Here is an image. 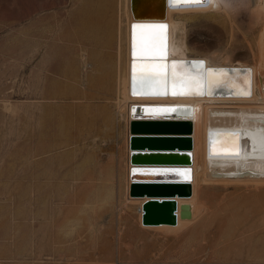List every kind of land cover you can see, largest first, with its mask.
I'll return each instance as SVG.
<instances>
[{
  "label": "rangeland",
  "instance_id": "obj_1",
  "mask_svg": "<svg viewBox=\"0 0 264 264\" xmlns=\"http://www.w3.org/2000/svg\"><path fill=\"white\" fill-rule=\"evenodd\" d=\"M118 1L0 0V264H264V185L203 191L199 206H224L207 241L205 213L169 233L141 226L127 201L112 163L126 156L125 124L103 126L93 86L101 67L112 73ZM222 1V15L186 16L189 55L264 63L253 0ZM132 137L137 150L176 149Z\"/></svg>",
  "mask_w": 264,
  "mask_h": 264
},
{
  "label": "bare ground",
  "instance_id": "obj_2",
  "mask_svg": "<svg viewBox=\"0 0 264 264\" xmlns=\"http://www.w3.org/2000/svg\"><path fill=\"white\" fill-rule=\"evenodd\" d=\"M252 2L254 7V9L251 8L252 14L256 15L258 20H262L264 24V0H253ZM160 4H162L160 16L137 17L141 11L149 10ZM108 6L113 11L114 1ZM118 11L116 40L111 45L113 57L111 58L110 70H112V73L106 72V69L101 67V73L93 82L97 94L98 92L100 94V97H96L104 100V104L99 110L103 126H113V131H115L116 119L122 120L125 124L126 156L123 160L117 154V156L112 157L113 167L115 168L117 165L116 173L118 176H120L122 168L125 169L123 172H125L126 199L128 202L138 205L137 211L141 226L182 234L196 221L199 215L205 213L204 219L207 224H204L200 239L207 241L212 230L214 216L222 211L224 206L218 201L215 203L212 201L209 207L199 206L198 203H200V199L202 200L203 191L219 190L220 187H226L231 183H247L255 187L264 185V63H262V59L258 62L254 61L252 64L241 61L235 63L232 61L216 62L209 56L189 55L190 49L186 41V16L221 14L223 11L222 0H127L124 15L121 7ZM124 22L126 24L123 32L122 24ZM261 33L259 44L262 43L264 36V25ZM93 58L97 59L94 56ZM99 59L97 60L99 61ZM194 63L201 64V68L199 70L193 68L192 64ZM217 67L219 70H211V68ZM229 68H232V70H227ZM241 68H243L242 71H240ZM136 71L142 74H146L145 71H150L151 74L137 76L135 75ZM201 72L203 77L208 73L211 76V83L206 86V92L201 90L203 86L200 82ZM167 73L170 82L175 86L174 92L178 96L163 95L162 99L155 96H140L142 95L140 89H145L147 86V83L143 84L142 82H148L147 80L153 82L157 79L154 76L165 78ZM190 77H196L199 82L193 84ZM192 81H194V78H192ZM88 85L90 84L88 83ZM239 85L242 87V89L240 87V93L235 87H239ZM184 90L190 91L189 95L179 94ZM214 90H217L218 94H214ZM151 100L153 103L161 101L176 103V105H167V108L160 109L161 113H155L154 111L159 109H152L154 106H149L150 110L146 106L133 108V102H149ZM181 105L184 106L180 107ZM132 108L142 114H135ZM184 108L189 110L187 114L191 116L175 115V110L180 111ZM135 122H150V126L159 128L168 126L166 125L168 122L183 127L189 123L191 130L139 131L134 129L138 127L134 124ZM121 124H118L117 127L119 128ZM136 135L191 136L192 142L187 138H133L149 141L168 140V144L143 142L140 145L176 148L168 151L137 150L130 146L131 137ZM179 141H186L187 143H177ZM190 142L192 143L191 147L189 146ZM182 147L191 150V164L189 160L150 164H134L131 160L132 154L137 157L140 156L137 154L143 151L148 152L149 150L159 153L186 151L179 149ZM184 154L179 153V156H186L182 157L184 159L190 158V154ZM164 155L174 156V154ZM176 163L182 164L175 165ZM146 166L183 168L175 170L174 168H167L169 170L167 175L140 173L154 170L145 169ZM177 171L185 174L178 175L176 174ZM191 175L192 180L186 179L188 176L191 178ZM149 180L178 182L175 184H184V187L185 184H188L187 189L190 193H182L175 197L177 202V222L175 224H142V216L145 210L144 203L146 201H151L150 199L153 197L160 200L164 197H171L165 193L149 194L136 191L130 194V186L133 181ZM189 180H191L190 183ZM152 186H168V184ZM212 207L213 210L210 209ZM208 209L211 211H208ZM236 230L238 231V225ZM197 242L199 243V241Z\"/></svg>",
  "mask_w": 264,
  "mask_h": 264
},
{
  "label": "water",
  "instance_id": "obj_3",
  "mask_svg": "<svg viewBox=\"0 0 264 264\" xmlns=\"http://www.w3.org/2000/svg\"><path fill=\"white\" fill-rule=\"evenodd\" d=\"M161 7L162 4L153 7L149 10H143L141 11L137 17L138 18H151V17H158L160 16L161 13ZM191 65V64H189ZM195 65V66H194ZM192 67L196 68L197 70H199L201 68V66L196 65L195 63L192 64ZM195 69V70H196ZM221 69V68H220ZM243 68L240 69V71H242ZM210 70V69H208ZM211 70H219V68H211ZM227 70H232V68H229ZM135 73H138V71H136ZM144 73H150V71H145ZM146 74H143L142 76H146ZM152 74H154V72H152ZM204 74V73H203ZM168 75V73H167ZM201 76L202 78H200V82L203 84V86L201 87V90L206 92V86H209V84L211 83V76L208 74H206L205 77H203L202 72H201ZM192 78H194V81H192ZM190 80L193 84H196V82H199V79H197L196 77H190ZM180 82V81H178ZM246 83V81H245ZM219 87V86H218ZM237 87V91L238 93H240V85L235 86ZM242 89V87H241ZM190 92V91H189ZM217 90H214V94H218ZM204 95L206 93H203ZM202 94V95H203ZM134 124L138 125V127L135 128V130H143V131H154V130H160V131H190L191 130V125L188 123L186 126H178L179 124L176 123H170L168 122L165 127H154V126H150V122H135ZM160 125V124H159ZM162 129V130H161ZM133 138H141V137H132ZM145 140V139H143ZM132 146V145H131ZM149 147V146H148ZM189 147V146H188ZM137 155H140L136 158L132 159V163L134 164H142V163H168V162H181V161H186L189 160V162L191 161L190 159H184V158H177L175 157H171V156H166L164 155V153H149V152H142L139 153ZM186 157V156H184ZM148 169V168H145ZM132 191H138L141 193H149V194H157V193H165V194H169L171 197H164L161 200L158 198H151V201H146L144 203L145 206V210L142 216V222L144 224H160V223H166V224H175L177 222V215H176V211H177V202L175 200L176 196H179V194L182 193H187L189 194V189L188 188V184H185L186 189L183 190L182 188L184 187V184H168V186H152V185H157V184H144V183H134L132 184ZM161 185V184H158ZM162 187H166L169 188L170 190H154V191H150L151 188H162ZM153 190V189H152ZM184 207V206H183ZM185 211V210H184ZM183 211V212H184Z\"/></svg>",
  "mask_w": 264,
  "mask_h": 264
},
{
  "label": "snow or ice",
  "instance_id": "obj_4",
  "mask_svg": "<svg viewBox=\"0 0 264 264\" xmlns=\"http://www.w3.org/2000/svg\"><path fill=\"white\" fill-rule=\"evenodd\" d=\"M174 67H175V65H174ZM168 172H169V170H167V169H164V170H155V169H154V170H149V171L145 172L144 174H151V175H167ZM176 174H178V175H184L185 173L177 171Z\"/></svg>",
  "mask_w": 264,
  "mask_h": 264
},
{
  "label": "trees",
  "instance_id": "obj_5",
  "mask_svg": "<svg viewBox=\"0 0 264 264\" xmlns=\"http://www.w3.org/2000/svg\"><path fill=\"white\" fill-rule=\"evenodd\" d=\"M187 111H189L188 109H186V108H184L183 110H180V111H178V110H175V112H178V113H181V114H187ZM136 113L137 114H142V113H140V111H137L136 110ZM188 115V114H187ZM142 142V144H143V142H150L149 140H138V142ZM177 143H183V144H186L187 142L186 141H179V142H177ZM150 144H154V142L152 143V142H150ZM158 144V143H157ZM136 145H139L138 143H136ZM147 145V144H146ZM144 146V145H143Z\"/></svg>",
  "mask_w": 264,
  "mask_h": 264
}]
</instances>
